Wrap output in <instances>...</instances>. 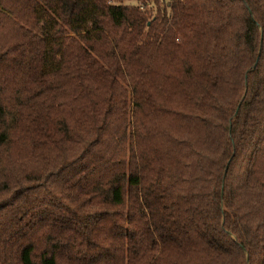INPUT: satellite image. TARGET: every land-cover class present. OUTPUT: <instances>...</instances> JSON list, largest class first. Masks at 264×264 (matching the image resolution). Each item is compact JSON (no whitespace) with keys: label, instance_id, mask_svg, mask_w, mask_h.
<instances>
[{"label":"trees","instance_id":"obj_1","mask_svg":"<svg viewBox=\"0 0 264 264\" xmlns=\"http://www.w3.org/2000/svg\"><path fill=\"white\" fill-rule=\"evenodd\" d=\"M0 264H264V0H0Z\"/></svg>","mask_w":264,"mask_h":264},{"label":"water","instance_id":"obj_2","mask_svg":"<svg viewBox=\"0 0 264 264\" xmlns=\"http://www.w3.org/2000/svg\"><path fill=\"white\" fill-rule=\"evenodd\" d=\"M255 65V64H254Z\"/></svg>","mask_w":264,"mask_h":264}]
</instances>
